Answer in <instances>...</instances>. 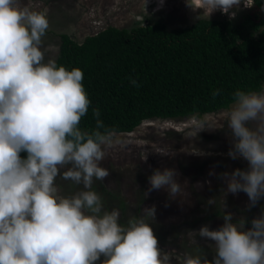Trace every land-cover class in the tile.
<instances>
[{
  "label": "clouds",
  "instance_id": "9594fccd",
  "mask_svg": "<svg viewBox=\"0 0 264 264\" xmlns=\"http://www.w3.org/2000/svg\"><path fill=\"white\" fill-rule=\"evenodd\" d=\"M254 4L202 0L208 14L219 10L229 19ZM260 7L264 11V3ZM48 26L46 8L30 10L20 0H0V264H95L101 256L100 264H170L151 227L155 205L127 225L119 222L118 209L102 211L101 197L91 186L93 178L103 181L109 175L100 164L108 137L78 127L90 104L83 72L44 62L40 45ZM130 83L137 85L134 79ZM93 115L98 117V110ZM226 118L232 138L227 155L245 159L247 168L220 174L223 190L242 191L248 206H255L264 198V90H237ZM96 125L102 126L99 119ZM58 175L83 190L58 195ZM147 180L145 195L164 189L175 198L182 191L172 167L153 169ZM222 216L218 228L205 224L183 233L193 243L197 236L209 238L215 248L211 260L186 256L183 264H264V207L247 228L244 217Z\"/></svg>",
  "mask_w": 264,
  "mask_h": 264
},
{
  "label": "rangeland",
  "instance_id": "374dc122",
  "mask_svg": "<svg viewBox=\"0 0 264 264\" xmlns=\"http://www.w3.org/2000/svg\"><path fill=\"white\" fill-rule=\"evenodd\" d=\"M157 4L159 0H148L145 7L143 0H20V6L30 10L47 9L49 26L40 45L44 62L55 60L61 33L81 42L108 26L131 29L162 20L174 29L201 18H229L219 10L208 14L202 0H163L162 5ZM248 9L237 12L231 19L234 25H241ZM232 104L203 115L148 119L131 132L107 135L106 156L100 164L109 170V175L103 181L93 178L91 186L101 197L102 211L118 209L119 222L127 225L129 220L142 216V209L155 205L151 227L158 247L170 255V264H183L186 256L200 255L211 260L214 255V241L197 236L193 243L183 234L186 230H198L205 224L210 229L218 228L224 222L223 212H231L233 219L246 218L247 228L251 218L264 207V198L249 207L244 192L223 190L226 184L220 174L247 168L245 159L227 155L232 138L226 114ZM163 167L177 171L181 193L170 198L164 189H153L145 195L147 177L153 169ZM54 184L57 194L64 197L83 190V185L60 175ZM209 199L214 204H208ZM103 259L101 256L95 264Z\"/></svg>",
  "mask_w": 264,
  "mask_h": 264
},
{
  "label": "trees",
  "instance_id": "16d2710c",
  "mask_svg": "<svg viewBox=\"0 0 264 264\" xmlns=\"http://www.w3.org/2000/svg\"><path fill=\"white\" fill-rule=\"evenodd\" d=\"M262 3L255 0L240 26L229 18H201L174 29L162 20L131 29L108 26L81 42L59 34L54 61L68 70H82L90 101L78 127L106 136L131 132L148 119L225 109L237 90L260 92L264 85ZM132 79L138 86L130 83ZM19 155L23 158L26 153Z\"/></svg>",
  "mask_w": 264,
  "mask_h": 264
},
{
  "label": "bare ground",
  "instance_id": "6f19581e",
  "mask_svg": "<svg viewBox=\"0 0 264 264\" xmlns=\"http://www.w3.org/2000/svg\"><path fill=\"white\" fill-rule=\"evenodd\" d=\"M195 2V1H194ZM158 5V4H157ZM183 5V4H182ZM156 7V6H155ZM185 7V6H184ZM158 8V7H157ZM207 25H208V23H207ZM220 28V27H219ZM216 29H218L217 27H216ZM216 32V31H215ZM211 35V34H210ZM211 45V44H210ZM159 118V117H158Z\"/></svg>",
  "mask_w": 264,
  "mask_h": 264
}]
</instances>
